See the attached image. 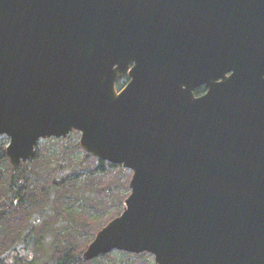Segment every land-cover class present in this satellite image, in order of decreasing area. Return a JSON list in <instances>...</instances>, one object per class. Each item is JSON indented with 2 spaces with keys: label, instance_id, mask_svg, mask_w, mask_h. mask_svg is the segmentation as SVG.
<instances>
[{
  "label": "water",
  "instance_id": "1",
  "mask_svg": "<svg viewBox=\"0 0 264 264\" xmlns=\"http://www.w3.org/2000/svg\"><path fill=\"white\" fill-rule=\"evenodd\" d=\"M74 130L132 171L85 260L264 264V0H0L11 165Z\"/></svg>",
  "mask_w": 264,
  "mask_h": 264
},
{
  "label": "trees",
  "instance_id": "2",
  "mask_svg": "<svg viewBox=\"0 0 264 264\" xmlns=\"http://www.w3.org/2000/svg\"><path fill=\"white\" fill-rule=\"evenodd\" d=\"M76 132L74 131V133ZM55 139L58 140L57 138H47L46 140ZM63 139L65 138L61 140ZM74 149L81 151L84 158L81 162H75L69 180L74 182L80 178L82 173L76 174L75 171L79 167L82 169V162H86L87 167L84 169L86 174L82 175L84 176L82 185L73 188L69 186L70 188H64L61 191L56 189L53 192L51 190L44 191L45 188L40 183L39 171L33 167L29 168L28 162L43 157L42 161L49 167V165L53 166L55 156L47 157L45 150L40 149L38 145L37 154L33 160L13 167L6 156L5 145L0 142V163H6L3 173L0 175V180L4 182L5 188L0 194V264H34V262L38 264L44 256L48 260L46 264H116L112 252L90 261L85 260L82 253L94 239L96 233L114 217L121 214L123 210L121 206L124 205L125 199L129 195V192L123 194L121 190L123 187H129L131 174L123 175L121 165L101 161L86 153L79 143L74 146ZM66 150L69 151L66 148L64 156L68 155ZM105 169H108L110 173L117 170L113 173L117 177L115 184L108 180L109 175ZM52 171L54 178L62 179V175L70 171L69 163L61 162V164L53 166ZM63 181L55 180V184L58 187H63ZM46 200H52V204L49 205L47 202L46 207L37 212ZM100 204L104 207H98ZM37 207L39 209H36ZM52 208H55L56 212H53ZM107 209L114 211L105 215V211H109ZM46 214L49 216L54 214L57 222H48ZM24 217L29 221V227L23 234L8 240L10 221L14 219L17 223H22ZM36 225H40L42 228L34 233ZM50 231H53L55 238L49 246L47 241L52 236ZM44 242L51 250L47 249L45 255L40 257L41 259L35 256L32 258L33 249L35 247L38 249V246H42ZM148 255L147 252L128 253V257L137 260L126 264L146 263Z\"/></svg>",
  "mask_w": 264,
  "mask_h": 264
},
{
  "label": "rangeland",
  "instance_id": "3",
  "mask_svg": "<svg viewBox=\"0 0 264 264\" xmlns=\"http://www.w3.org/2000/svg\"><path fill=\"white\" fill-rule=\"evenodd\" d=\"M80 136H81L80 132H76V133L72 132L70 135L65 137V139H63V140H61L62 138H60L58 140L55 139V140H50V141L45 139V140H41V142L39 143L40 149L45 150L44 152L46 153L47 157L52 156V155L56 157V159H53V164H52L53 166H55V165L57 166L58 164H61V162H68L69 163V170H70L69 172L67 171V173L65 172V174L62 175V179H56V178H54V176H52L53 175L52 174L53 173V171H52L53 166H50V165H49V167H48V165L46 166L45 162L42 161L43 157H41V159H35L31 162H28L29 168L33 167L36 171H39V175L41 176L40 183L43 186V188H45L44 191H50L51 190V191L55 192L54 190H56V189L58 191H61L64 188L68 189L69 186H71L73 188V187H77L78 185H82V181L84 180V176H82V175H83V173L86 174V171H84V169L87 167L86 162L85 163L82 162V164H81V167L83 170L80 169V167H79L75 171L76 174L82 173L80 175V178L74 182H71L69 180V177H70V174L74 168L75 162L76 163L81 162V160H83V158H84V154L81 151L74 149V146L77 143H79V141H80ZM0 142L3 145H5V147H6L9 144L10 139L6 135H3L0 138ZM66 148H68L69 151L66 150L68 155L64 156V151ZM70 150H72V151H70ZM59 160H61V161L59 162ZM5 166H6V163H4V162L0 163V175L3 173ZM122 168H123V175L132 174V171L130 169L124 168L123 166H122ZM105 170H106L107 175H109V177H107V178H109L108 180L113 181L115 184L117 182V177L113 173H115L117 170L111 171V173L108 172V169H105ZM55 180H57L58 182H62L64 180L63 181L64 186L58 187L55 184ZM3 184H4V182L2 180H0V194H2V192L5 189ZM70 190H69V192H70ZM130 191H131L130 186L128 188L123 187L121 190V193L125 194V193H128ZM53 200H54V198H53ZM47 202L49 205L52 204V200H50V201L46 200V202L42 203V206L40 207V209H39V207L36 208V209H39L37 212H39L44 207H46ZM124 205L121 206L122 209L124 208ZM101 206L104 207L102 204L98 205V207L102 208ZM107 210H109V211H105V215H108V213H112V211H114L113 209H107ZM52 211L56 212V209L52 208ZM34 216H35V214H34ZM46 218H47V221L50 223L51 222H57L56 216L54 214H52L51 216L46 214ZM29 225H30V223L27 220V218H25V217H24L22 223H17L14 219L11 220L10 224L8 226V235H9L8 240H11V238L13 239V237H16L19 234H23L24 231L29 227ZM52 227L57 228L56 226H52ZM40 228H42V226L36 225V227L34 228V233H37L38 231H40ZM50 234H52V236L49 237L48 241H47L49 246L54 241V238H55L53 236V231H50ZM44 241H46V240H44ZM48 245L44 242V244L42 246H38V249H36V247H35L31 253V257L33 258V256H35L36 258H40V257L42 258L43 254L47 251V249L51 250L50 247H48ZM46 246H47V248H46ZM112 254L115 257L114 261H116L115 262L116 264H126L128 262H132L134 260H137L136 258L131 259L130 257H128V253L123 252V251H117L116 250V251L112 252ZM146 260H147L146 263H141V264H156L155 258L152 254H149L146 257ZM46 261H48V260H47L46 256H44L43 259L38 262V264H46ZM34 264H37V262L36 263L34 262Z\"/></svg>",
  "mask_w": 264,
  "mask_h": 264
},
{
  "label": "flooded vegetation",
  "instance_id": "4",
  "mask_svg": "<svg viewBox=\"0 0 264 264\" xmlns=\"http://www.w3.org/2000/svg\"><path fill=\"white\" fill-rule=\"evenodd\" d=\"M134 66V63H130L129 68L131 69ZM131 80L129 71L126 72V74H124L123 76H121L117 82H116V88L118 91H120L121 89H123ZM207 89L205 85H201L197 88L194 89V94L195 96H201L204 93H206Z\"/></svg>",
  "mask_w": 264,
  "mask_h": 264
}]
</instances>
